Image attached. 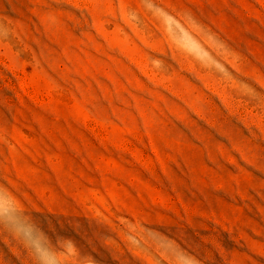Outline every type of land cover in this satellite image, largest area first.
<instances>
[{"label":"rangeland","instance_id":"obj_1","mask_svg":"<svg viewBox=\"0 0 264 264\" xmlns=\"http://www.w3.org/2000/svg\"><path fill=\"white\" fill-rule=\"evenodd\" d=\"M0 264H264V0H0Z\"/></svg>","mask_w":264,"mask_h":264}]
</instances>
